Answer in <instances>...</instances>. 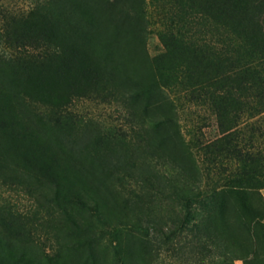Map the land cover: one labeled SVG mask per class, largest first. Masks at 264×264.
I'll return each mask as SVG.
<instances>
[{
	"label": "trees",
	"instance_id": "trees-1",
	"mask_svg": "<svg viewBox=\"0 0 264 264\" xmlns=\"http://www.w3.org/2000/svg\"><path fill=\"white\" fill-rule=\"evenodd\" d=\"M104 1L37 0L3 21L1 37L12 54H0V162L21 171L35 210L0 218V264H124V254L130 264H152L162 246L195 264H264V14L231 22H245L262 38L252 59L192 56L201 71L221 72L199 82H216L211 97L221 135L193 152L170 126L171 109L161 111V92L140 103L147 87L134 90L129 72L134 32L121 28V16L113 20ZM109 87L130 96L137 128L133 139L119 137L91 153L102 139L90 134L74 142L60 114L80 93L111 97ZM220 155L232 161L231 171L216 172ZM128 180L133 189L124 188ZM165 190L183 203L181 221L160 226L133 216ZM36 210L50 218L40 221ZM33 218L54 238L49 257L27 235ZM116 222L126 227L124 241L116 238Z\"/></svg>",
	"mask_w": 264,
	"mask_h": 264
},
{
	"label": "rangeland",
	"instance_id": "rangeland-1",
	"mask_svg": "<svg viewBox=\"0 0 264 264\" xmlns=\"http://www.w3.org/2000/svg\"><path fill=\"white\" fill-rule=\"evenodd\" d=\"M35 1L37 0H0L2 56L8 57L12 54V51L4 46V39L1 37L5 17L27 11ZM104 2V8L112 14L115 13L113 20L117 19L116 15L121 16V28L134 32L133 44L136 46V53L134 60L131 58L129 72L134 79L132 83L134 90L137 87H147L143 94L145 97L140 103L145 104L146 101H150V95L153 102L161 92L162 97H165L160 105L161 111L166 112L171 109L173 125L170 126L178 130L181 142L192 147L193 152H196L198 146L220 136V130L214 121L216 101L211 97L212 92L218 87L214 79L206 81L204 86L199 82L206 79L210 73L221 75V72L201 71L198 63L195 65L192 61V56L199 55L202 61V54H205V57L213 55L217 56V60L226 62L236 58L242 60L255 57L253 43H256L255 41L262 43V38L258 37L257 32L249 33V25L245 22L237 24V28L232 26L231 22L235 23L233 18L240 17L243 13L264 14V0H105ZM238 30L246 31L247 36L244 38L243 33ZM234 48H237L240 54L235 55ZM115 88H110L111 97L107 99L86 97V94L80 93L72 97L61 111L59 121L66 126L65 134L69 132L74 142L90 134L97 135L98 140L102 139L99 146H93L91 153H95V150L96 154L100 153L107 141H114L119 137L126 141L134 138L137 125L132 122L128 114L132 101L128 94L122 95ZM157 111H150L148 114L151 118H155L154 113ZM239 122L241 124L238 138L243 140L245 127L242 121ZM216 159L219 163L216 165L217 171L213 166L214 171L219 172L223 169L227 173L232 170V166L229 165L232 163L230 159L226 160L221 155ZM21 177L22 173L18 168H9L8 164L4 165L0 162V218L2 219H9L13 214L28 216L35 210L28 187L21 182ZM133 184L128 180L124 188L133 189ZM259 193L264 196V187L259 189ZM140 205L142 208L134 211L133 216L139 218L141 222L152 221L162 226L163 223L169 224L172 220L178 222L184 218L183 203L168 197L167 190L162 196H156L153 204L140 203ZM35 215L40 221L49 217L44 211L36 210ZM111 226L119 230L116 238L124 241L125 225L117 223ZM25 228L27 235L38 243L47 257L56 250L54 238L46 235V230L38 226L34 218ZM262 233L264 240V228ZM104 242L103 240L101 243ZM105 258L106 260L111 258V249L105 254ZM120 259L124 264H130L125 254ZM150 262L152 264L196 263L191 255H176L171 247L166 248V246H162L158 255L153 256ZM206 264L211 263L208 261ZM233 264L240 262L234 261Z\"/></svg>",
	"mask_w": 264,
	"mask_h": 264
}]
</instances>
